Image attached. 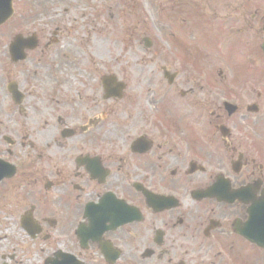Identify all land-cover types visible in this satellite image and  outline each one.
<instances>
[{
  "label": "flooded vegetation",
  "instance_id": "obj_1",
  "mask_svg": "<svg viewBox=\"0 0 264 264\" xmlns=\"http://www.w3.org/2000/svg\"><path fill=\"white\" fill-rule=\"evenodd\" d=\"M183 1L167 9L191 40L171 34L167 62L226 61L231 76L161 71L166 87L149 110L126 77L121 100L110 99L105 63L95 71L58 49L72 30L61 15L2 27L0 158L15 167L6 189L16 223L9 244L0 236V264H264V120L250 118L264 93L228 64L235 52L248 67L264 63V0ZM8 7L0 1V13ZM17 36L22 61L11 54Z\"/></svg>",
  "mask_w": 264,
  "mask_h": 264
},
{
  "label": "rangeland",
  "instance_id": "obj_2",
  "mask_svg": "<svg viewBox=\"0 0 264 264\" xmlns=\"http://www.w3.org/2000/svg\"><path fill=\"white\" fill-rule=\"evenodd\" d=\"M60 1H63V3L59 4ZM165 1L167 0H155V2L153 0H17V8L21 9L26 7V5L30 6L33 2H37L36 5H40L26 16L21 15V11L18 10L16 22L23 21L24 18H33L36 21L44 20L48 15L52 16L54 14L62 16L65 14L62 19L70 17L67 26L72 29L71 33L67 32V36L58 49L63 53L75 56L79 61H83L85 58L89 63V67L92 68L105 63L108 70L117 73L120 78L126 77L132 89L130 94L136 97L137 103L145 105L147 110H149L150 108L152 109V105H149V99H146L151 98L153 91H162L166 87L162 81V70L173 72L179 69L180 72L188 71L194 74V72L199 70L207 72L210 69L217 81L219 80L218 73L220 74V70L225 71L224 73L227 77L231 76L226 61H223L225 63L221 61L203 63L200 60L201 63L190 64L188 70L185 68V64L167 62L166 57L170 58V55L162 40L171 45V34L176 35L178 40L186 41L191 39L185 35L190 32L186 29L189 24L188 21H186L185 26L179 24L178 30L175 32L177 28V23H175L174 19L175 15L171 13L168 17L169 13L165 11L162 14L161 9L160 14H158L161 7L160 3ZM190 1L192 3L187 2L185 5H191L195 9L199 7L197 3L201 0ZM209 1L213 3L212 6L219 7L217 0H213V2L212 0H207V2ZM74 4L77 5L78 12L81 15L74 12L72 14L71 11H68L67 14L64 12V8L68 9ZM191 22L195 23L194 21ZM74 25H76V28ZM12 32L17 35L21 32V29ZM146 39L155 41L150 49L145 47ZM84 40H88L89 50L82 46V49L77 50L78 54L74 53L75 49L80 46V42ZM197 45L199 46V44ZM201 47L208 50V54L210 53L207 47L203 45ZM240 54L235 52V55L238 56L236 61L229 59L228 64L235 68L234 63H236L239 71L236 76L238 74L241 79L251 81L250 85L253 86L256 92L264 93V79L257 75V73L264 71V67L259 69L264 63L260 64L259 59H255L257 60L255 64L248 67L243 62V60L247 61L248 58H239ZM223 55L224 53L218 56L223 57ZM255 56L259 57L258 53ZM251 68L255 73H253L254 71L248 72ZM182 77L185 80L188 77L191 78L192 75L184 74ZM200 84L203 85V82H200ZM189 87L186 85L185 89ZM231 87V85H227L223 90L227 91ZM184 103L186 104V102ZM259 110V113L251 115L250 118L264 120V104L259 105ZM177 114L178 112H174L175 119H177ZM5 122L9 123V111L0 110V144L3 145H0L2 147L0 155H8L9 149V146L2 141L3 138L7 139L5 136L9 137V130L3 126ZM263 130L264 123L256 127L257 139ZM5 184L3 183L0 186V236L6 238V240H2L3 244H9V237L15 230L10 228V224L16 222L9 220V189H6ZM16 221L18 222V220Z\"/></svg>",
  "mask_w": 264,
  "mask_h": 264
},
{
  "label": "bare ground",
  "instance_id": "obj_3",
  "mask_svg": "<svg viewBox=\"0 0 264 264\" xmlns=\"http://www.w3.org/2000/svg\"><path fill=\"white\" fill-rule=\"evenodd\" d=\"M79 9H76L74 11L75 14H79L80 15V12H78ZM68 11H66L65 13L67 14ZM72 16V15H70ZM68 21H70V17H68ZM88 40H84V41H81L80 42V46L78 48L75 49V52L77 53V50L78 49H82V46H85L86 47V50H89V45H88ZM78 54V53H77ZM88 61L84 58L83 61H82V65H85ZM87 68H89V63H87ZM93 70H97L96 67L94 66L93 67Z\"/></svg>",
  "mask_w": 264,
  "mask_h": 264
},
{
  "label": "water",
  "instance_id": "obj_4",
  "mask_svg": "<svg viewBox=\"0 0 264 264\" xmlns=\"http://www.w3.org/2000/svg\"><path fill=\"white\" fill-rule=\"evenodd\" d=\"M0 165H2V164H0ZM1 166H0V181L3 179V178H5V177H7V174H4L3 172H2V170H1Z\"/></svg>",
  "mask_w": 264,
  "mask_h": 264
}]
</instances>
